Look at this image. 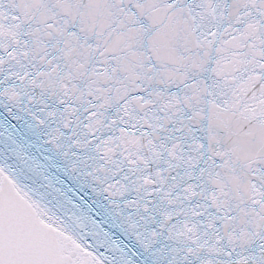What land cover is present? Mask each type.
<instances>
[{"label":"snow or ice","instance_id":"snow-or-ice-1","mask_svg":"<svg viewBox=\"0 0 264 264\" xmlns=\"http://www.w3.org/2000/svg\"><path fill=\"white\" fill-rule=\"evenodd\" d=\"M0 264H264V0H0Z\"/></svg>","mask_w":264,"mask_h":264}]
</instances>
